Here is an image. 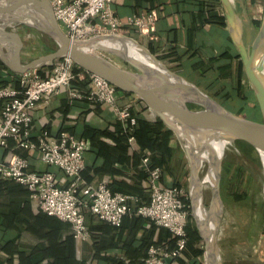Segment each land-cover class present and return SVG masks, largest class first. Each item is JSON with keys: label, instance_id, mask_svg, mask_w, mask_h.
<instances>
[{"label": "crops", "instance_id": "1", "mask_svg": "<svg viewBox=\"0 0 264 264\" xmlns=\"http://www.w3.org/2000/svg\"><path fill=\"white\" fill-rule=\"evenodd\" d=\"M234 3L244 25L251 24L254 28V21L243 13V0H234ZM111 7L122 23L133 14L155 11L157 21L150 29H129L126 33L155 57L167 62L172 71L211 97H220L219 103L231 102V97L239 98L244 92L253 94L245 87L247 78L231 41L220 0H113ZM19 32L20 44L25 47L27 30ZM30 60L24 59L21 50L20 61ZM50 67L40 68L48 70ZM18 74L0 59V87L17 86ZM71 88L83 97L73 98L69 89L62 87L57 94L38 101L30 125L33 139L43 130L52 135L66 131L83 138L86 146L81 175L85 182L96 185L104 181L111 191L130 194L139 202L150 198L144 159L162 165L161 185L179 183L182 150L171 142L169 152L165 151L159 133L156 136L147 128H141L136 138L129 141L122 132L124 121L118 119L115 111L107 104L86 98L88 82L84 87L71 85ZM117 97L121 104L129 106L132 113L141 114L150 121L149 110L135 95L118 91ZM1 107L0 100V110ZM159 142H162L160 146ZM16 144L15 138L9 139L5 147H0V158L19 154L27 158L30 170L50 171L57 183H66L62 171L41 161L37 150L18 148ZM19 188L14 181L0 180V257L3 260L8 257L6 248L18 251L12 258L14 264H25L19 253L28 255L52 251L56 247L59 253L57 262L51 257H37L35 262L71 264L72 258V264H146L150 245L167 251L174 245L168 229L134 212L125 215L121 224L115 227L84 210L90 235L83 240L76 239L70 224L44 215L38 204L28 197L27 191L22 192ZM198 249H202L201 240L189 237L187 248L176 259V264H196L200 260V255L196 254Z\"/></svg>", "mask_w": 264, "mask_h": 264}, {"label": "built area", "instance_id": "2", "mask_svg": "<svg viewBox=\"0 0 264 264\" xmlns=\"http://www.w3.org/2000/svg\"><path fill=\"white\" fill-rule=\"evenodd\" d=\"M112 1L49 0L60 27L73 40L122 35L129 29L147 31L157 21L156 12L148 11L133 14L126 23H122L111 7ZM75 67L73 60L64 56L57 59L48 70L35 68L19 73L17 86L0 87V98L3 100L0 110V147H5L9 139L15 138L16 147L37 150L41 161L62 171L66 183H57L50 171L30 170L27 158L19 154L0 158V178L25 186L30 199L38 204L39 209L69 223L73 237L79 240L90 235L84 210L112 226H119L123 217L133 212L146 217L168 229L175 238L174 247L168 251L150 245L146 264H176V259L187 245L189 207L185 204V194L181 187L160 184V167H149L147 159H144L150 198L148 203L135 205L132 209L131 202L136 203L132 195L113 192L104 181L96 185L85 182L81 175L86 146L83 138L66 131L52 135L48 130L41 131L35 139L31 137L32 111L41 98L57 94L62 87H67L73 98L83 97L71 88L76 78L88 82L86 97L89 100L109 105L119 120L128 122L131 127L135 125V117L129 106L119 102L117 88L82 69L75 72ZM128 140L133 141V137L130 136Z\"/></svg>", "mask_w": 264, "mask_h": 264}, {"label": "water", "instance_id": "3", "mask_svg": "<svg viewBox=\"0 0 264 264\" xmlns=\"http://www.w3.org/2000/svg\"><path fill=\"white\" fill-rule=\"evenodd\" d=\"M220 2L231 41L238 51L246 78L254 93L260 120L242 117L229 111L194 83L168 69L133 38L125 35H100L88 40H73L60 27L49 0H0V59L10 70L22 73L29 69L51 66L57 59L68 56L80 69L105 79L119 91L135 95L145 104L154 120L160 119L173 132L189 163L190 203L199 236L204 242V264H221V259L218 261L215 258V253H219L216 236L212 241L208 238L207 221L216 198L222 205L219 191L221 157L218 159L215 178L206 183L204 177L213 167V163L205 161L207 170L200 178L198 170L202 161L196 163L194 159L195 144L201 140L204 133L210 132L216 136L227 137L231 142L244 141L260 158L264 156V3L258 27L255 29L251 24L248 25L250 39L247 42L243 36L244 22L233 0ZM243 13L245 14V10ZM16 24L27 25L47 35L56 44V48L28 62H21L20 39L12 31H7V28ZM124 39L131 40L141 47L162 66V70L136 59L125 48L112 45L115 41L123 43ZM4 49L7 52H4ZM105 52L115 55L130 68L116 64L104 54ZM188 103L199 107L192 109ZM206 142L204 141L205 148L209 147ZM211 153L214 152L211 150ZM207 185L212 192L208 209L203 204V190ZM196 206L199 214L201 209L206 211L207 218L197 215ZM219 220L220 215L217 226Z\"/></svg>", "mask_w": 264, "mask_h": 264}, {"label": "rangeland", "instance_id": "4", "mask_svg": "<svg viewBox=\"0 0 264 264\" xmlns=\"http://www.w3.org/2000/svg\"><path fill=\"white\" fill-rule=\"evenodd\" d=\"M243 3L245 16L260 23L264 0H243ZM21 29L27 30V33H25L26 45L21 48L25 60L51 52L56 48V44L50 37L27 25L16 24L14 27L7 28V31H12L19 38V35H21L19 30ZM122 35L133 38L138 42L129 33H122ZM243 36L248 42L250 32L245 25H243ZM139 44L143 46L141 43ZM104 54L116 64L130 68L115 55L106 52ZM158 60L170 69L167 62L161 59ZM245 87L252 91L247 79ZM213 98L218 102L221 99L217 96ZM230 100L231 102H220L225 108L237 115L251 118L259 113L254 93L250 95L249 92H244L239 98L233 96ZM188 106L192 109L199 107L194 103H188ZM149 119L150 123L160 120L158 118L154 120L152 117ZM258 120H260V117H258ZM164 127L168 129L165 124ZM170 137H172L170 144L171 142L174 143L181 151V144L172 131ZM180 161L178 166L181 178L179 185L189 203L187 204L185 201L186 206L189 207L188 218L190 217L198 232L195 218L192 215L189 196L190 168L184 152ZM220 162L219 191L222 201L221 208L223 209L218 226L216 225V246L221 257V264H264V167L262 160L249 144L241 140H234L222 151ZM206 170L207 163L202 161L198 170L200 178L205 175ZM211 195V189L207 185L203 190V204L207 209L211 201ZM200 240L202 253L199 262L204 264V242L203 239L200 238Z\"/></svg>", "mask_w": 264, "mask_h": 264}, {"label": "trees", "instance_id": "5", "mask_svg": "<svg viewBox=\"0 0 264 264\" xmlns=\"http://www.w3.org/2000/svg\"><path fill=\"white\" fill-rule=\"evenodd\" d=\"M256 22V23H255ZM254 28L256 29L259 25V23L257 21H254ZM75 72H80L82 71L80 68L78 67H75L74 69ZM87 84V81L86 79H79V78H76L72 81V85H78V86H86ZM122 92V91H121ZM125 93V92H123ZM128 94V93H126ZM87 98V97H86ZM88 99V98H87ZM0 100L2 101V104H3V100L0 98ZM89 100V99H88ZM132 113V112H131ZM133 116L135 117V125H133L132 127L129 125L128 122H124V127H123V134L127 137V139L132 136L133 137V140L136 138L137 136V133L138 131L141 129V128H147L148 129V132L149 131H154V133L156 134V136L158 135L159 133V138H160V141H164V145H163V148L165 151L169 152V143H170V136H171V131L168 130V129H165L164 127V124L162 123L161 120H158L157 122L155 123H150L149 121H147L145 118L142 117L141 114H137V113H132ZM258 117H260V114L259 113H256L254 116H252L250 119H253V120H258ZM162 144V142H159V146ZM148 166L149 167H154V166H158L162 169V165L160 163H154L152 162V160L148 161ZM146 171V169H145ZM147 173V172H146ZM1 180V178H0ZM7 182V181H5ZM18 184V183H17ZM19 185V189L20 191H27L28 193V197L29 196V191L28 189L21 185V184H18ZM175 186H179V183L177 184H173ZM26 189V190H25ZM184 201H186L187 204L188 203V200L186 198H184ZM149 202V199L148 201H144V202H139V201H136V203L134 204H131V207L132 209L134 208L135 205H139V204H143V203H148ZM44 215L46 216H50V217H55V216H51V215H48L46 213L43 212ZM57 218V217H56ZM64 222V221H63ZM67 223V222H66ZM107 223V222H106ZM69 224V223H68ZM109 224V223H107ZM110 225V224H109ZM112 226V225H111ZM116 227V226H115ZM169 231V230H168ZM186 234H187V245L189 243V237H193L194 239L196 240H200V236L198 234V232L196 231L194 225L192 224L191 222V219L190 217L187 219V225H186ZM174 238V237H173ZM52 245V244H51ZM55 245V244H54ZM154 245V244H153ZM174 245H175V238H174ZM174 245L172 247H174ZM187 245H186V248H187ZM149 248V247H148ZM148 250V249H147ZM6 252L8 253V257H6L5 260H3L1 257H0V264H14L12 258L15 254V252L18 253V251H14L13 249H9L6 248ZM202 253V249H198L196 254L200 255ZM35 254H36V257H35ZM19 256L20 258L24 261L25 264H40L35 262L36 258L37 257H40V258H44V257H51L54 259L55 262H57V260L59 259V253H58V249L55 247L52 251H42V252H38V253H33V254H28L26 255L25 253H19ZM43 256V257H41ZM71 260V264H72V258H70ZM196 264H200V262H196Z\"/></svg>", "mask_w": 264, "mask_h": 264}, {"label": "bare ground", "instance_id": "6", "mask_svg": "<svg viewBox=\"0 0 264 264\" xmlns=\"http://www.w3.org/2000/svg\"><path fill=\"white\" fill-rule=\"evenodd\" d=\"M28 21V19H26ZM114 47L117 48H125L130 55L135 57L136 59L142 61L143 63L149 65L150 67H158L160 70H162V66L157 63L152 57H150L145 51L142 50L141 47H139L136 43H134L131 40L124 39L123 43L120 41H115L112 43ZM204 141H207L209 147H206L210 150H207L204 146ZM231 143V140L227 137L221 136V135H214L210 132L204 133L203 137L201 136V140L196 143V153L194 155V159L196 163L200 161H209L211 164L213 163V167H211L208 171V174L205 175L204 180L205 182H211V179L213 180L216 176V167L218 164V159L221 157L222 151L226 148L227 145ZM205 148V149H204ZM211 150L214 153H211ZM262 158V163L264 167V156ZM202 167V166H201ZM203 183V182H202ZM197 202V200L195 201ZM197 204V203H196ZM195 204V205H196ZM213 209L208 217V238L210 241L214 240L216 236V223L218 220L219 215L222 213L221 208V202L219 199H215L213 203ZM197 208V206H196ZM197 215H201L202 218H207L206 211L201 209V214H199V209L195 211ZM218 248V247H217ZM215 258L220 261L221 257L219 253H215ZM208 263V261H207Z\"/></svg>", "mask_w": 264, "mask_h": 264}]
</instances>
